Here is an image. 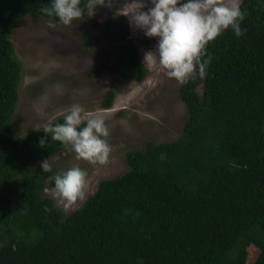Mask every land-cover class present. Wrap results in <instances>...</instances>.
Segmentation results:
<instances>
[{
  "label": "trees",
  "instance_id": "trees-1",
  "mask_svg": "<svg viewBox=\"0 0 264 264\" xmlns=\"http://www.w3.org/2000/svg\"><path fill=\"white\" fill-rule=\"evenodd\" d=\"M45 6L0 0V264H264V0H242L243 35L229 28L210 41L206 75L181 84L189 110L181 135L129 150V169L69 213L42 196L55 169L29 170L67 145L48 133L41 146L43 129L19 136L12 122L22 69L12 27L32 13L58 21ZM121 13L109 14L107 36L131 33ZM93 69L147 74L130 40ZM114 98L108 89L103 106Z\"/></svg>",
  "mask_w": 264,
  "mask_h": 264
},
{
  "label": "rangeland",
  "instance_id": "rangeland-1",
  "mask_svg": "<svg viewBox=\"0 0 264 264\" xmlns=\"http://www.w3.org/2000/svg\"><path fill=\"white\" fill-rule=\"evenodd\" d=\"M129 2L111 0L109 6L106 0L96 6L93 15L85 12L70 25L32 13L17 19L12 27L11 37L22 62L19 102L12 121L15 133L21 136L36 131L32 126L65 115L73 103L81 104L87 112L102 114L110 130L107 139L111 152L103 164L77 158L69 145L50 157L55 173L47 179L42 196L50 197L65 213L83 202L65 207L53 197L54 185L50 182L55 175L72 166L86 169V192L90 196L102 180L129 169V150L149 141L176 139L189 117L180 94L181 84L153 64L149 52L155 50L157 37H147L141 29L131 26L127 37L106 35L109 14L135 6ZM150 6V0H146L145 10ZM124 40L133 41L141 50L147 66V74L141 80L120 77L107 69H93L96 61H111L117 45ZM110 88L115 90V98L112 106L105 108L102 101ZM203 88L200 84L198 91L202 93ZM41 161L30 163L29 170H41Z\"/></svg>",
  "mask_w": 264,
  "mask_h": 264
},
{
  "label": "clouds",
  "instance_id": "clouds-1",
  "mask_svg": "<svg viewBox=\"0 0 264 264\" xmlns=\"http://www.w3.org/2000/svg\"><path fill=\"white\" fill-rule=\"evenodd\" d=\"M106 0H50V7L41 10L58 18V23L70 25L85 12L93 15L97 5ZM110 6L111 0H107ZM134 7L121 14L128 15L129 24L141 29L147 37H157L152 54L153 64L169 78L185 84L206 75L208 60H202L206 45L231 28L236 36L243 35L240 27L245 12L241 0H130ZM54 27V25H52ZM148 54V53H147ZM43 129L45 136L39 143L44 145L47 134L53 140L69 145L77 158L105 163L111 152L107 139L110 130L102 114L87 112L79 103H73L62 123L48 120L32 126ZM43 172L52 170L50 157L40 162ZM87 170L72 166L54 176L52 196L65 207L87 199Z\"/></svg>",
  "mask_w": 264,
  "mask_h": 264
}]
</instances>
